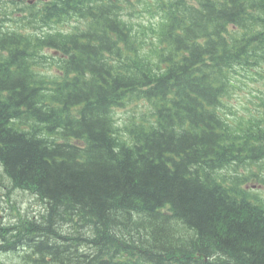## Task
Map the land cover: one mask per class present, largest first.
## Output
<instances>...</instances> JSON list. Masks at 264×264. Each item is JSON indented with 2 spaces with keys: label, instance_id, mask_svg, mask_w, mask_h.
I'll use <instances>...</instances> for the list:
<instances>
[{
  "label": "trees",
  "instance_id": "16d2710c",
  "mask_svg": "<svg viewBox=\"0 0 264 264\" xmlns=\"http://www.w3.org/2000/svg\"><path fill=\"white\" fill-rule=\"evenodd\" d=\"M28 1L0 0V167L44 209L0 264H264V0Z\"/></svg>",
  "mask_w": 264,
  "mask_h": 264
},
{
  "label": "rangeland",
  "instance_id": "374dc122",
  "mask_svg": "<svg viewBox=\"0 0 264 264\" xmlns=\"http://www.w3.org/2000/svg\"><path fill=\"white\" fill-rule=\"evenodd\" d=\"M148 22L149 16H147L146 19L147 24ZM261 87L262 81H249L246 85L239 84V88L236 89L232 93V96L230 98H227V100L225 101L228 107L227 112L230 113L231 110L238 115H245L248 111L255 110L257 106V99L255 97L258 95L257 90ZM146 110L147 104H145L144 102L131 103L125 108L117 109L116 119L118 120V124L121 127V131L125 133V124H128L130 120L140 119L141 113H144ZM252 183L247 185V187L254 186V190L264 195V187ZM11 187V183L3 174L2 168L0 167V211L3 214V217H6V220L8 222L14 220L15 217L19 216L20 212L23 214H28L30 216L40 217L39 211H42L44 209V205L36 200V198L27 191L15 189L9 191ZM6 194H9L10 196V203L7 202ZM14 254L15 255L6 257L4 261H7L8 264H10L11 262L23 261L20 255H23L25 253L20 252L18 254V252H16Z\"/></svg>",
  "mask_w": 264,
  "mask_h": 264
},
{
  "label": "water",
  "instance_id": "95a60500",
  "mask_svg": "<svg viewBox=\"0 0 264 264\" xmlns=\"http://www.w3.org/2000/svg\"><path fill=\"white\" fill-rule=\"evenodd\" d=\"M36 1H48V0H30L29 3L30 4H34ZM2 218V214L0 213V219Z\"/></svg>",
  "mask_w": 264,
  "mask_h": 264
}]
</instances>
